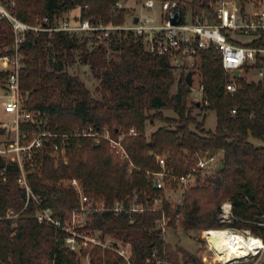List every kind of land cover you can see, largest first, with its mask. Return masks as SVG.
I'll return each mask as SVG.
<instances>
[{
	"label": "trees",
	"instance_id": "trees-1",
	"mask_svg": "<svg viewBox=\"0 0 264 264\" xmlns=\"http://www.w3.org/2000/svg\"><path fill=\"white\" fill-rule=\"evenodd\" d=\"M8 1L14 3L9 5L10 11L30 24L44 16L53 23L74 9L73 17L80 20L122 24L128 12L115 5L118 0ZM205 1L193 0L192 4ZM84 33L27 30L20 73L25 104L44 112L52 131L107 125L115 135L117 130L127 133L133 127L136 134H126L123 139L133 165L120 160L104 139L95 144L90 136L71 137L64 158H54L49 148L37 157V165L27 174L35 198L30 195L27 199L17 182V163L0 157V170H4L0 175V264H79L76 252L65 243L66 231L37 215L49 209L52 217L63 222L80 205L78 192L66 183L71 178L78 180L93 202L102 201L106 207L93 210L81 230L108 233L128 242L133 264H146L148 253L154 248L162 251L165 242L156 224L160 211L127 207L143 206L158 194L173 228H246L264 241V146L249 138H264V79L239 78V88L227 92L219 54L209 47L201 51L200 72L207 104L189 102L190 85L184 75L180 72L176 77L165 56L147 52L140 36L122 30L103 38L92 33L82 37ZM12 41L9 23L0 18V54ZM257 43L264 44V38ZM77 57L98 79L99 97L67 71ZM6 74L0 70V84ZM174 83L177 86L172 92ZM163 109H171L176 117L163 115ZM204 110L215 112L213 129L204 127ZM156 119L163 123L146 135V124ZM199 150H221L223 166L208 173L206 183L185 188L181 202L172 205L147 171H159L156 156L163 155L168 170L184 174L195 164L194 153ZM224 200L231 203L229 221L219 216ZM117 201L125 207L118 213L112 209ZM81 251L89 252L93 264L122 261L96 244ZM185 261L194 264L195 258Z\"/></svg>",
	"mask_w": 264,
	"mask_h": 264
},
{
	"label": "built area",
	"instance_id": "built-area-1",
	"mask_svg": "<svg viewBox=\"0 0 264 264\" xmlns=\"http://www.w3.org/2000/svg\"><path fill=\"white\" fill-rule=\"evenodd\" d=\"M157 2L156 14L132 15L127 22L122 24H115L112 21L103 23L101 20L91 22L88 18L80 20L73 17L72 20L67 15L57 17L53 23H50L48 16H44L37 24H30L20 20L10 11L9 5H13V1L0 0V18L7 20L13 32V41L4 47V52L0 54V70H5L7 73L5 81L1 84L0 93V104L6 114L4 119H0V136L2 137L0 157L14 160L17 163L19 168L17 182L25 189L27 199L30 195L35 198L27 181V174L37 165V157L46 148L51 150L54 158H64L71 137L90 136L95 142L104 139L117 157L120 160L129 161L131 167L133 163L123 139L126 134H136L133 127L129 128L127 133L117 130L114 135L107 125L96 129L91 124L74 127L69 131L49 129L47 115L40 110L28 107L24 101L26 92L20 88V73L24 67L22 43L27 30L85 32L95 34L98 38L106 37L114 30L131 31L141 37L147 52L165 56L173 69L179 70L184 76L191 71L190 88L198 90L201 98H196V101L205 105L207 100L203 98L204 87L200 75L201 51L204 49L213 47L217 50L224 71V87L227 92L232 94L239 88V78L247 81L264 79V44L257 43L259 39L264 38V0H206L204 4L197 5L192 4L193 0H143L142 6L146 9H153ZM115 5L121 7V0L116 1ZM175 14L176 21L172 22L171 19ZM134 16H137L135 22L133 21ZM242 35H249L251 38L248 41H241L239 36ZM235 69L239 70L237 76L233 74ZM250 70L256 72V79H251L246 75ZM194 76L197 78L195 87ZM231 112L235 113L236 109L233 108ZM221 157V150L196 151L193 167L184 174H177L166 168L163 155H157L160 170H148L147 173L151 175L153 184L158 189L165 191L167 187H173L175 184L174 187H181L184 190L200 181L202 174L215 170ZM3 173L4 170H0V175ZM68 185L76 189L80 200V205L72 210L74 217L89 209L100 211L106 208L102 201L96 205L83 192L76 178L68 180ZM220 207L221 220L229 221L232 214L231 203L224 201ZM124 208L123 203L117 201L112 209L118 213ZM127 209L160 211L161 214L156 219V224L160 229L161 238L165 239L169 217L164 213L160 194L147 200L143 206L132 205ZM37 215L39 220L45 218L66 231L65 243L71 250L76 251L77 246L80 249L90 243L98 244L112 249V252L119 255L122 259L119 264H133L132 250L128 242H119L116 239L108 244L101 240L100 233L93 234L86 230L79 233L72 229L67 221L62 222L52 217L49 209H44ZM77 222L81 224V221L77 220ZM225 228L238 231L243 235L250 233L246 228ZM214 229L216 228L203 229V238L214 260L224 264L215 257V249L209 243V233ZM262 249H264V241L261 247L256 248V252L250 254H258ZM145 263L192 264L190 261H173L167 256L165 248L162 251L152 249L145 258Z\"/></svg>",
	"mask_w": 264,
	"mask_h": 264
},
{
	"label": "rangeland",
	"instance_id": "rangeland-1",
	"mask_svg": "<svg viewBox=\"0 0 264 264\" xmlns=\"http://www.w3.org/2000/svg\"><path fill=\"white\" fill-rule=\"evenodd\" d=\"M142 1L143 0H121L122 6L126 7L127 11L124 14V20L123 23L128 19L131 18L132 15H145L147 13H157L158 11V2L155 4V7L153 9H146L145 7L142 6ZM77 10H72L69 12V17L73 20V15L76 13ZM87 35L86 33L82 34V37H85ZM89 35V34H88ZM96 36V35H95ZM251 36L249 35H242L239 36V39L241 41H248L250 40ZM1 66V63H0ZM67 71L70 74L77 75L81 80L84 81L85 85L89 88L90 92L92 93L93 96L99 97V93L96 90V85L98 83V79L95 78L94 74L91 72L89 69V66L85 63H82L78 57L76 60L67 66ZM180 71L177 69H174V74L176 77L179 75ZM201 75V74H200ZM248 77L251 79H256L257 75L254 70H250L247 74ZM197 84V78L194 76V87ZM176 83L172 85L171 91L176 90ZM2 91L1 84H0V93ZM197 99H200L201 97L198 95V90L194 88L192 90L190 88L189 91V96H188V101H196ZM1 102V98H0ZM205 112V120H204V127L205 128H211L213 129L216 123V116L215 112L213 110H204ZM193 113H197V110L194 109ZM162 114L165 116L169 117H176V113L172 111L171 109H163ZM203 114V112H201ZM6 116L5 112H3V109L0 104V119H4ZM199 119L201 116H197ZM163 122L159 120H154L153 124H146V130L145 133L146 135H149L152 129L156 128L158 125L162 124ZM76 127V126H74ZM73 127V128H74ZM78 127V126H77ZM2 137L0 136V139ZM250 140L255 144V145H262L264 146V138H257V137H249ZM221 162V161H220ZM219 162V163H220ZM211 172V171H210ZM208 172V173H210ZM205 173L201 175V180L195 184H203L207 182V179L210 177V174ZM66 183L68 181L66 180ZM194 184V185H195ZM182 192L183 189L181 187H167L164 191L165 197L172 205L181 202L182 200ZM226 201V200H224ZM222 201V203L224 202ZM100 201H95L94 203L100 204ZM92 210L89 209L88 211L81 212L79 215L75 216L72 214V211L67 213L66 218L64 219L69 223L72 229L76 230L77 232H81L82 226L84 223L90 219ZM220 214V213H219ZM220 216V215H219ZM77 220L81 221V224H78ZM86 222V223H87ZM203 229H192V230H182L180 227L173 228L168 224V229L165 233V250L167 253V256L172 259L175 262H184L185 258L187 259H192L195 258L194 264H221L217 260H214L213 254L210 250L207 249L205 240L203 238ZM93 234H98L100 232H92ZM214 237V236H213ZM100 238L104 243L112 242L116 240L112 235L108 233H101ZM120 242V240H117ZM122 242V241H121ZM210 243V242H209ZM92 244H88L87 246L83 248H88ZM98 245V244H97ZM102 249L107 250L108 252H112V249H109L107 247H103L99 245ZM210 246L215 249V257L221 261L222 263H225V258L224 256L217 251L215 246H212L210 243ZM79 246L76 247V256L79 261V264H93L91 262V257L89 252L87 251L86 253H83L80 248L78 249ZM230 258V257H229ZM227 257L228 260H231ZM264 261V249H262L258 254L255 255H248L246 257H242L234 261L233 263H227V264H263ZM193 264V263H192Z\"/></svg>",
	"mask_w": 264,
	"mask_h": 264
},
{
	"label": "bare ground",
	"instance_id": "bare-ground-1",
	"mask_svg": "<svg viewBox=\"0 0 264 264\" xmlns=\"http://www.w3.org/2000/svg\"><path fill=\"white\" fill-rule=\"evenodd\" d=\"M209 242L224 256L226 264L235 258L246 257L250 253L256 252V248L261 247L263 243L257 235L251 233L243 235L225 227L211 231ZM227 257H230L231 260H228Z\"/></svg>",
	"mask_w": 264,
	"mask_h": 264
},
{
	"label": "water",
	"instance_id": "water-1",
	"mask_svg": "<svg viewBox=\"0 0 264 264\" xmlns=\"http://www.w3.org/2000/svg\"><path fill=\"white\" fill-rule=\"evenodd\" d=\"M136 20H137V16H134L133 21L135 22ZM171 20H172V22H175V21H176V14L172 17ZM238 73H239V70H238V69H235V70L233 71V74H234L235 76H237ZM184 80H185V82H186L188 85H191V84H192V72H191V71H188V72L186 73V75L184 76ZM98 143H99L98 141L95 142V144H98ZM150 153L152 154V151H151ZM222 166H223V163L220 162V163L218 164V166L216 167V170H219ZM263 264H264V261H263Z\"/></svg>",
	"mask_w": 264,
	"mask_h": 264
},
{
	"label": "crops",
	"instance_id": "crops-1",
	"mask_svg": "<svg viewBox=\"0 0 264 264\" xmlns=\"http://www.w3.org/2000/svg\"><path fill=\"white\" fill-rule=\"evenodd\" d=\"M76 12H77V11H76ZM66 15H69V12H68V13H66ZM154 129H155V128H154ZM154 129H152V130H154ZM152 130H151V131H152ZM212 246H213V245H212Z\"/></svg>",
	"mask_w": 264,
	"mask_h": 264
}]
</instances>
